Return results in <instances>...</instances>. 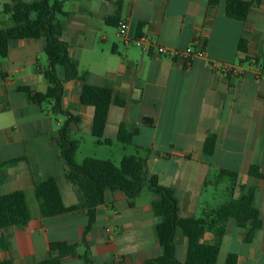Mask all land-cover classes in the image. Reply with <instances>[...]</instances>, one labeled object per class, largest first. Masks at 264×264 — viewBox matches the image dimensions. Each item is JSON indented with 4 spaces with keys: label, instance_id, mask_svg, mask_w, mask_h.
<instances>
[{
    "label": "crops",
    "instance_id": "crops-1",
    "mask_svg": "<svg viewBox=\"0 0 264 264\" xmlns=\"http://www.w3.org/2000/svg\"><path fill=\"white\" fill-rule=\"evenodd\" d=\"M61 1L69 14L60 17L62 39L85 80L63 86V110L81 119L70 126L71 140L79 143L76 162L113 161L96 153L79 158L84 147L119 149L116 164L137 154L147 160L149 175L175 190L182 217L198 218L204 210L217 209L242 194L252 196L263 227L247 242L250 223L230 221L217 264H225L229 254H237L239 264H264V179L250 175L252 166L264 172V82L250 72L226 77L214 69L215 64L251 60L264 66V0H249L255 4L245 21L227 17V0L215 4L210 0ZM9 2H0L2 30L14 26L7 24L12 19L4 13ZM118 2H122L118 24L128 20L133 36L149 35L172 50L195 44L204 48L205 57L188 66L155 50L146 53L136 45H125L117 36L118 25L107 23V18L117 15ZM45 48L44 38L11 41L8 57L0 59V163L26 159L0 169V196L23 191L31 212L27 225L0 230V239L10 244L7 251H0V262L40 264L49 258L51 243H66L75 248L60 264H150L163 255L158 233L163 218L154 213L156 196L147 186L132 207L121 191H107L93 225L87 208L51 217L41 213L35 184L50 177L57 179L66 207L84 200L66 177L56 141L68 117L56 113L51 101L45 102L49 105L45 110L21 90L47 92ZM58 72L64 76L62 68ZM107 83L113 86V101L119 98L125 105L112 104L99 142L91 131L94 108L82 104L81 94L85 84ZM144 119L152 120L153 126L145 125ZM122 125L139 129L129 145L117 140ZM211 136L216 137V145L208 155L204 148ZM106 139L111 145L104 143ZM178 242L183 247L178 259L184 262L187 242L182 238ZM202 242L215 244L214 234L206 232Z\"/></svg>",
    "mask_w": 264,
    "mask_h": 264
},
{
    "label": "trees",
    "instance_id": "trees-1",
    "mask_svg": "<svg viewBox=\"0 0 264 264\" xmlns=\"http://www.w3.org/2000/svg\"><path fill=\"white\" fill-rule=\"evenodd\" d=\"M110 1V0H104ZM261 0H257L259 3ZM218 0H210L215 4ZM255 2L249 0H227L226 15L228 18L247 20ZM122 2L117 3V15L107 18V23L118 25V15ZM4 13L10 15L14 26L0 29V59L8 57L11 41L21 39L46 40L45 53L48 58V66L44 76L49 83L46 93H33L29 88H21L30 99L42 105L47 101L53 103V110L62 113L68 118L59 130L56 141L60 148V157L66 164V177L75 184L82 193L84 200L81 204L66 207L62 198L58 181L55 177L36 182L35 194L44 217L60 215L80 208L89 211L90 225L96 219V208L105 203L106 193L109 190L121 191L128 200L129 206H134V199L147 186L156 196L153 201L154 213L163 218L158 227L160 243L163 255L153 259L150 264H217L221 250L222 239L227 232V224L234 220L245 225L250 223L246 241L252 242L257 231L263 227V221L258 209L255 207L254 198L247 194L225 203L214 210H204L202 215L196 217H182L180 215L178 199L175 190L160 184L156 175L147 172V160L137 155L126 156L120 164L112 160L87 158L82 164L76 162V153L79 143L71 140L70 126L79 124L81 119L63 110V86L65 82L80 79L77 64L69 54L68 43L62 39L63 25L60 17L69 14L64 9L61 0H10L4 5ZM245 41L241 42L244 46ZM59 68L64 70V76L59 75ZM113 86L107 83L104 86H92L85 84L82 89L81 102L85 106L94 108L92 135L99 141L104 138L108 123L110 109L113 103L118 107H124L125 101L117 98L113 101ZM144 124L153 126V121L144 119ZM139 134L138 128L129 129L125 125L120 127L118 142L129 145ZM105 144L111 145V140H105ZM216 137L211 136L205 144L204 152L212 155L215 151ZM25 158L13 159L0 163V169L17 165L25 161ZM250 175L264 179V172L258 166H252ZM31 220V212L23 191H17L0 196V230L8 227L27 225ZM206 232L215 236V244L209 245L202 242ZM179 238L186 239L187 257L181 262L177 257V243ZM10 247L8 239H0V251H7ZM75 246L66 243H51L50 256L40 264H60L61 259L72 253ZM84 259L89 262L85 255ZM0 264H13L6 259ZM225 264H239L237 254H229Z\"/></svg>",
    "mask_w": 264,
    "mask_h": 264
},
{
    "label": "built area",
    "instance_id": "built-area-1",
    "mask_svg": "<svg viewBox=\"0 0 264 264\" xmlns=\"http://www.w3.org/2000/svg\"><path fill=\"white\" fill-rule=\"evenodd\" d=\"M117 36L125 45H136L143 52L149 53L155 50L160 56H168L173 60L184 62L191 65L196 58H203L206 55L204 48L197 47L195 44L186 50H172L158 45L154 38L149 35L141 34L133 36L131 25L128 20H122L117 26ZM214 69L222 76L242 77L248 72L252 73L258 82H264V66L256 60H251L247 64H215Z\"/></svg>",
    "mask_w": 264,
    "mask_h": 264
},
{
    "label": "rangeland",
    "instance_id": "rangeland-1",
    "mask_svg": "<svg viewBox=\"0 0 264 264\" xmlns=\"http://www.w3.org/2000/svg\"><path fill=\"white\" fill-rule=\"evenodd\" d=\"M1 1H5V0H0V2ZM28 1H34V0H28ZM7 24H9V26L10 25L12 26V25H14V22L11 20H8ZM43 108L45 110H47L49 108L48 103H43ZM60 118L63 119L64 116L60 115ZM93 153H96L97 157H102V158L112 157L113 161H117V162L119 161L118 156L120 155V150L117 148H108V147L99 148L97 150L90 149L88 147H84V148H82V150L79 151V158L85 157L87 155H93ZM133 153H135V152H133ZM145 190H147V187H145ZM146 192H148V191H146ZM182 249H183L182 244L180 242H178V244H177V257L180 259L182 257V252H183Z\"/></svg>",
    "mask_w": 264,
    "mask_h": 264
}]
</instances>
